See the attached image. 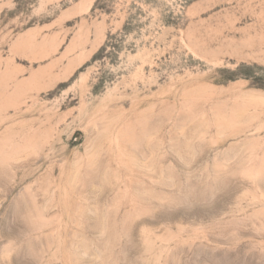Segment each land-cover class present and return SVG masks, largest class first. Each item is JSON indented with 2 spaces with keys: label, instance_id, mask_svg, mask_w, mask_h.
I'll list each match as a JSON object with an SVG mask.
<instances>
[{
  "label": "rangeland",
  "instance_id": "374dc122",
  "mask_svg": "<svg viewBox=\"0 0 264 264\" xmlns=\"http://www.w3.org/2000/svg\"><path fill=\"white\" fill-rule=\"evenodd\" d=\"M0 264H264V0H0Z\"/></svg>",
  "mask_w": 264,
  "mask_h": 264
}]
</instances>
